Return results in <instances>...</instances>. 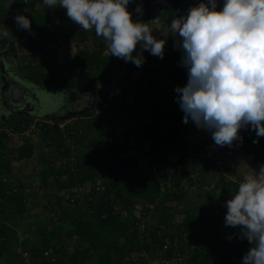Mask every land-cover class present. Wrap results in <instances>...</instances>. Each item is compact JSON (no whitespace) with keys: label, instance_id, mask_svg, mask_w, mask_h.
Here are the masks:
<instances>
[{"label":"trees","instance_id":"16d2710c","mask_svg":"<svg viewBox=\"0 0 264 264\" xmlns=\"http://www.w3.org/2000/svg\"><path fill=\"white\" fill-rule=\"evenodd\" d=\"M10 2L12 0H0V33L8 32L7 37L0 34L3 37L0 43L1 46L12 44L20 37L12 27L1 23L11 21L9 15L13 12L26 13L31 20V33L24 30L29 44L23 42L31 50L24 65L36 83L77 85L80 72L89 71L91 87L97 90L101 83L111 88L101 89L102 102L96 105L102 108V103H106L103 116L97 115L94 108L84 114L76 113V118L56 117L51 121L36 118L37 114L4 118L0 113V264H35L41 257L50 260L54 254H66L65 241L74 236L81 245L70 258L75 264H88L90 258L94 259V264H150L149 259L139 256L142 250L149 251L151 256V251H155L159 257L170 258L169 264H232L233 253L239 255L249 247V243L235 238L239 228L221 238L217 233L206 232L204 228H221V225L209 223L204 215L199 226L202 230L197 231L194 227L196 211L177 223V209L170 204L184 197L182 181L192 186H196L197 181L204 183L212 165L210 157H203L202 151L208 153L206 147L194 139V132L182 122L184 113L176 102L175 88L184 87L188 80L187 69L179 63L182 51L170 50L166 43L164 58L154 56L159 59V67L138 68L131 62L124 66L122 59L105 55L106 42L95 35L91 52L82 51L73 60L61 64L58 48L63 44L62 38L66 44L71 43L76 37L84 36L80 33L82 29L68 17L59 25L53 24L52 13L56 7L49 8L43 0H14L12 5ZM138 4H142V16L135 13ZM196 4L197 0H134L132 18L149 22L147 19L153 12L160 10L162 21H171ZM219 4L222 7V0ZM41 5L45 6L43 11ZM25 7H30L31 11H24ZM46 48L48 50L44 51ZM152 56L147 53L148 61ZM139 69L142 72L134 79L133 72ZM114 72L116 75L112 78ZM111 110L116 111V115L106 118ZM118 113H121L119 129L115 126ZM128 121L138 130L135 145L131 142L132 126ZM33 122L41 139L54 148L56 155V159L44 160L40 178L46 187L67 190L95 182L97 178L104 186L94 184L89 193L83 194L82 200L79 196L73 200L72 195H56L54 202L60 207L58 219L52 218L54 226L41 227L51 230L43 233V239L37 242L29 237L21 239L19 235V221L28 212L27 195L21 181L13 183L8 179L13 171V159L21 161L34 155L35 144L25 135ZM240 135L243 142H238L242 149L255 163L264 162V137L258 138L250 128L241 130ZM14 138L19 140L16 145ZM118 138L127 142L119 143ZM256 139H259L258 144L253 143ZM181 140L192 145V153L184 152L176 163H169L167 152L173 151ZM144 141H150L147 148ZM87 149L92 151L86 153ZM133 149L138 154L129 155ZM140 166L144 171L136 172ZM154 167L156 172L152 171ZM223 169L224 175L215 186L222 190L221 199L232 197L238 186L235 173L224 166ZM196 170L199 171L197 181L192 180ZM212 195L213 192L207 193V198ZM137 206L141 210L135 212ZM142 224L146 228L144 232L140 229ZM206 237L208 240L204 241ZM200 238L204 242L200 243ZM60 240L61 243H57ZM165 244L168 249L163 251ZM83 247H88L89 251L84 253ZM185 252L188 253L184 261L174 260L178 253ZM62 263L67 264V261Z\"/></svg>","mask_w":264,"mask_h":264},{"label":"clouds","instance_id":"9594fccd","mask_svg":"<svg viewBox=\"0 0 264 264\" xmlns=\"http://www.w3.org/2000/svg\"><path fill=\"white\" fill-rule=\"evenodd\" d=\"M132 2L43 0L49 8L65 9L83 31H94L111 56L138 68L145 62L144 51L163 59L167 40L173 37L188 76L184 87L175 88L182 122L192 121L210 132L219 147L242 143L240 131L249 128L264 137V0H222V7L219 0H201L163 27L161 15L149 22L134 20L128 10ZM135 13L143 15L142 4ZM14 21L18 29L31 33L27 15L18 12ZM155 31L162 38L153 35ZM235 175L237 191L225 202L224 225L239 228V238L252 245L242 264H264V164L257 170L244 162L236 166Z\"/></svg>","mask_w":264,"mask_h":264},{"label":"rangeland","instance_id":"374dc122","mask_svg":"<svg viewBox=\"0 0 264 264\" xmlns=\"http://www.w3.org/2000/svg\"><path fill=\"white\" fill-rule=\"evenodd\" d=\"M197 2L199 3V2H201V0H197ZM133 5H134V2L130 3L128 6V10L130 12L132 10ZM44 8H45V6H41L40 10L43 11ZM18 12L20 14L25 15V13L24 12L22 13L21 10ZM157 12H159V11H157ZM154 13H156V12H154ZM17 14L18 13L13 14V15L16 16ZM9 16H12V14H10ZM66 16H67L66 10L63 8L57 7V9L53 13L52 17H53V21L55 23H57ZM168 23H170V20L166 19L165 24H168ZM1 24L8 26V27H12L14 29V31L17 32L20 37H23V35H25L24 30L18 29L15 21L4 20ZM16 29L18 31H16ZM155 36H157V35H155ZM157 38H158V36H157ZM64 40L65 39L62 38V43H65ZM173 44H174V38L169 36V38L167 40V47H169L170 50H174ZM0 45H1V43H0ZM93 49H94V43L91 44L90 46L86 45L85 51L88 50L91 52ZM4 50L7 52L11 51V49H9V48L4 49ZM63 50H64V52H61L62 53V56H61V62L62 63L73 60V58H71V55H72V52H75L77 50V47H73V46L69 45V46L64 47ZM25 51L26 52H22L21 47L17 48L16 52L26 53L25 55H20V58H21V59L19 58L20 63H23L22 60H24V61L28 60V57H29L28 51L29 50L26 49ZM2 52L3 51L1 49V53ZM1 53H0V56H2ZM147 53H149V52L148 51L143 52V56L145 58V62L143 63V65L144 66H146V65L152 66L153 65V66L159 67L161 65L159 62V59L152 56V58L148 61ZM105 55H110V53L107 51V49L105 51ZM0 59L2 60L3 58H0ZM122 62H123V65L126 66L127 62H125L123 59H122ZM16 66H17V64H16ZM16 66L11 61L7 63V67L9 70L10 69L16 70V68H17ZM122 69L124 70V68H122ZM141 69H139V70H141ZM12 70H10L11 73H12ZM1 71H2V67L0 66V73H1ZM12 75H16V74L13 72ZM16 76H17V78H19L18 75H16ZM89 76H90L89 71H82L81 74L79 75L78 79H77V82H78L77 85H75V87L72 88V90L73 89H75V90L81 89L82 91L87 90L88 86L86 84H88L90 81ZM114 76L115 75H112L111 77H114ZM0 84H1V82H0ZM25 85H24V87H25ZM102 88H103V90H108L109 88H111V86L110 85H103L100 83L99 89H97V91L92 90L93 92L89 96V97H91L92 101L95 100L96 105H97V102H99V101L102 102V99H101L102 98L101 93H103L101 90ZM75 90H73V94H77V92ZM46 92L49 93L48 91H46ZM69 95H72V93ZM28 96H30V95L28 94ZM69 97H72V96H69ZM73 99L74 98L69 99L70 103L73 102ZM61 102H63V101L61 100ZM44 105L46 107H49V105H47V104H44ZM96 105L94 106V110H95L96 114L99 115L103 112L104 107L106 106V103H104V102L102 103V106H101L102 109L100 107L97 108ZM56 107L57 106L54 105V108H56ZM1 108L3 109L2 105L0 104V112H1ZM56 110H57V108H56ZM48 112H56V111L54 109V110H49ZM2 114H4V113H2ZM56 117H58V116L56 115ZM36 118H37V115H36ZM43 118H46V119L51 121V120H53L54 116L49 115V117H41L40 119H43ZM84 118H85V116H84ZM187 126L189 128H191V130L194 132V134H193L195 136L194 139L198 140L201 144H203L209 153L211 151L213 153H218L220 155H222V153H223V155H225L224 150L227 146H225V147L216 146L214 144V141L211 139V134L209 133V135H208V131H205L203 129H198L195 126V124L191 121H189ZM35 128L37 129V125L33 126L32 130L28 131L25 134L35 144L34 155L31 158L24 159L21 161L13 159L12 160L13 171L8 176V179L10 178V180L13 183H17V182L21 181L23 183V190H24L25 194L27 195L26 197H27V203H28V212L25 213V217L23 216V219L20 220L19 224H18V232L21 229L22 233L24 232V228H41L42 226L49 227V225H51V224H53V226H54L55 221L52 222V218H54V217L57 218L60 214V211H59L60 207L57 206V203L54 202L55 197H56V195H59V192L55 193L53 190V193H52V191L49 190L51 188L46 187L40 178L41 172H43V170H44V163H45L44 160L45 159H56V155H54V148H51V147L46 145L45 141H43L41 139V137L39 136V133H38L39 130L38 129L36 130ZM136 139L137 138L135 137L134 140L132 141L133 142L132 145H135ZM14 141H15L14 145L19 143V140L16 138H14ZM120 142L125 143V142H127V140H123V138H120L119 143ZM149 142H147V141L143 142V145L145 146V148H147L149 146ZM89 151H92V150L87 149L86 153H88ZM136 153L138 154L137 150L133 149V151L129 152V155H133ZM243 154H246V153H243ZM218 161H220V160H218ZM143 163H146L145 160L143 161ZM228 163L230 164V161ZM248 164L251 165L252 168L258 170L259 166L261 164H264V162H259L256 164L252 163V162H248ZM216 168L217 169L221 168V164L216 162L215 169ZM142 169L143 168H141V166H140V169H137L136 172H140V171H142ZM143 171H144V169H143ZM152 171L156 172L157 169L154 167ZM216 174L218 175V173H216ZM205 175H206V177L207 176L209 177L210 174H209V172H208V174L206 172ZM192 178H194L192 180L197 181V178H199V171L198 170L193 172ZM218 179L220 180L219 175H218ZM182 182H183L182 187L185 190L184 197L182 199H179L178 201H171L170 202V204H173V205H171L172 208L177 209L176 213H175L176 214L175 221L177 223L181 222L186 218L188 213L193 214V211H196V212H194L197 214V217L194 220V227L196 228L197 231L202 230L201 228H199V226L202 224V222H201L202 216L205 215L207 218V221L209 223H212L218 227L221 225V228H204V229H206V232H208V233L211 232L214 234L217 233V236L219 235V236H221V238H225L234 229L231 227H225V225H224V217H225V214L227 211V209L224 205H225V202L228 199H230L231 197L221 199L219 197V194L222 190L220 187H219V189H216V187H214L215 184H214V182H212V180H210L209 186L206 187V185H205V187L204 188L202 187V189L198 187L200 185V183H198V182H200V181H197L196 186L190 185L187 181H182ZM94 184L95 185L100 184L99 186H101V188L103 186L101 179L97 178L95 180V182H89L88 184H84L81 187H73L72 189H68V191H66V193H64L63 196L67 197L68 195L69 196L72 195L73 197H71V198L73 200L76 199V196H79V198H81V200H82L84 198L83 194L89 193L92 190ZM164 186L165 185H163V187ZM52 188H54V187H52ZM73 192H75V193H73ZM207 192H213L212 197H210L209 199L207 198ZM76 193L79 195H77ZM139 210H141V208H139L137 206L135 208V212H137ZM152 214H151V217L154 220L155 209L152 211ZM26 224H28V225H26ZM239 233H240V231H239ZM207 237H208V235H207ZM207 237L204 239V241L208 240ZM238 237H239V234H237L235 236V238H237V239H238ZM201 239L202 238H200L199 242L200 243L204 242ZM243 241L248 243V241L246 239ZM187 246H188V244H187ZM244 252L245 251H243V253ZM151 253L154 254L155 251H151ZM149 255H150L149 251H143L142 250L141 252H139L140 257H142V256L150 257ZM239 258H241V256ZM66 259H68V256Z\"/></svg>","mask_w":264,"mask_h":264},{"label":"crops","instance_id":"0c3cea01","mask_svg":"<svg viewBox=\"0 0 264 264\" xmlns=\"http://www.w3.org/2000/svg\"><path fill=\"white\" fill-rule=\"evenodd\" d=\"M10 4L11 5L14 4V0H12V2H10ZM41 6H44V5H41ZM41 6H40V8H41ZM56 9H57V7H56ZM154 12H156V11H154ZM154 12H153V14H154ZM16 13H18V12H13V14H16ZM53 13H52V16H53ZM13 14H12V21H14V17H15ZM65 20H67V16L64 17L63 19H61L59 22L55 23L53 21V17H52L53 24H58L59 25L60 23H63ZM166 25L167 24H165V22H163L162 27L163 26H166ZM16 31H18V30L16 29ZM24 33H25V31H24ZM80 33L81 34H84V36H81V37L79 36L78 38L76 37V40L73 41V42H71V43H67V44L66 43H63L62 45H60V47L58 48V59H59V63H61V64H65L66 63V62H64V63L61 62V56H62V53L61 52H64V50H63L64 47L69 46V45H71L73 47H77V50L76 51L74 50L75 52H72V55H71V58H74L76 54L81 53L82 51H85L86 50V45L90 46L91 44H93V41H94V38H95L94 31L93 32H86L85 33V31L81 30ZM16 34H18V33L16 32ZM153 35H157L158 38H161V34H160L159 31H155L153 33ZM1 36H0V38L3 39V37H1ZM59 37H60V35H59ZM23 38H27V34L26 33H25V35H23V37H18L16 39L17 41L15 43L10 44L8 42L4 46H1L0 45V53H1V49L3 51L1 53L2 56H0V58H3L2 60L0 59V66L1 67L2 66H6L7 71H9L10 74H12L14 72L16 75H18L19 78H20V81L22 80L23 83H24V85L26 84L25 85V87H26V86H28L27 82H29V84L31 82L33 84H36V82H35L34 78H31L29 76V72L25 68V65L24 64L27 63L28 60H25V61L22 60L23 63H20V61H19L20 55H25L26 53L16 52L17 51V48H19V47H21L22 52H26L25 51L26 49H28L29 51L31 50V48L29 46H27L22 41ZM39 38H41V37H39ZM59 39L61 40V38H59ZM8 48L11 49L10 52H7V51L4 50V49H8ZM47 50H48V48L44 49V51H47ZM29 51H28V53H29ZM41 54L42 53H40L39 56ZM7 61L8 62L11 61L15 66L17 64L16 70L10 69V70H12V73H11V71L7 67V63H8ZM80 74H81V72H80ZM71 91L67 94L68 97H69V94H71V93L73 94V91L72 92ZM30 114L31 115H35V112H33V114L32 113H30ZM49 115L50 114L48 112H45V114H44V111H42L41 114H39L38 116L39 117H49ZM209 133L210 132H208V135H209ZM182 147H185V149H183ZM191 149H193V147H192L191 144H188V141L181 140V141H179V144H176L175 145V148H173V152L175 151V153L180 154L179 156L181 158V154L184 153V152H186V155L189 154V153H192V150ZM224 152H225V155H223V153H222V155H220L218 153H213L211 151H210V153L208 152V155H209V157L211 158V161H212V165H211V169H210V172L211 173L209 172V174H210L209 177L208 176L206 177V180H205L204 183H200V185L198 184L199 185L198 187H200L202 189V187L204 188L205 185H206V187L209 186L210 185L209 184L210 180H212V182H214L215 186L219 182L218 175L216 174L217 168L215 169V167H216V161L215 160H220V164L221 163L223 164V165H221L222 168L224 166L228 171H231V172H233L235 174H236V166L237 165H240V164H242L244 162H247V164H248V162L255 163L254 160H253V158L249 154H247L244 149H242V147L239 145V142L238 141L235 142V144H234L233 147H231V148L226 147L225 150H224ZM243 153H246V154H243ZM180 158H179V160H180ZM229 161H230V164L228 163ZM49 190H51L52 193H53V190H54L55 193L59 192V195L60 194L64 195V193H66V191H68V189L67 190H57L55 188H51ZM73 193H75V192H73ZM207 193H210V192H207ZM77 195H79V194H77ZM76 197H78V196H76ZM26 225H28V224H26ZM50 230H51V228H24V232L23 233L21 232V229L19 230V235H20L21 239L28 238L29 237V238L32 239L33 242H37V241H40V240L43 239V236H42L43 233H47ZM64 238H65V236L63 234V239ZM57 243H61V240L58 241ZM80 246L81 245H80L79 240L77 239V237L74 236V238H72V240L65 241L64 249H66V254H59V255L58 254H54L50 258V260H47V259L41 257V258H38V261L36 260L37 263L35 262V264H64V263H62V261H67V264H75L74 263L75 260L73 261L70 258H73V254L77 251V248L80 247ZM251 246L252 245L249 244V247H246L245 253L248 251V249ZM82 250H83L84 253H87L89 251V248L88 247H83ZM47 254L48 253H46L45 256H47ZM66 255L68 256V259H66L67 258ZM233 255L235 257L233 256V258L230 260V262H232V264H242V257L244 255L243 252L239 253V255H235L233 253ZM240 256H241V258H239ZM145 260H146V258H145ZM94 263H95L94 262V259H91L90 258L89 261H88V264H94ZM25 264H27V262Z\"/></svg>","mask_w":264,"mask_h":264},{"label":"flooded vegetation","instance_id":"af4514ba","mask_svg":"<svg viewBox=\"0 0 264 264\" xmlns=\"http://www.w3.org/2000/svg\"><path fill=\"white\" fill-rule=\"evenodd\" d=\"M25 8H29V7H25ZM1 75H2V71L0 73V82H2ZM12 76L17 77L16 75L11 74V77ZM18 79L19 78L13 79L12 87L16 89L19 88V90L22 91V93H20L19 91H14V89L10 93V96L5 100V104L7 108L3 107V109H1V112H0L1 116L3 115L4 118L6 117L16 118L18 116H26V115L30 116L31 115L30 113L33 114V112L39 115L41 114L42 111H44V114H45V112L55 109L56 112H48L50 113L51 116H54L53 119H55L57 115L58 117L62 119L67 118L68 120L70 118L71 119L76 118L77 117V115H75L76 113L84 114L90 109H93L94 106L96 105L95 100L92 101L91 97L89 96L94 90L95 91L97 90L91 87L89 83L86 84L88 86L87 90L82 91L81 89L79 90L73 89L77 92V94H72V95H69L72 97H68L67 94L72 90V88L75 87V85H64V84L59 85L56 82H54L52 86L51 85L47 86L48 84L46 86H43L42 84H37V83L33 84L32 82L29 84V82H27L29 87L28 86L24 87V83L19 81ZM14 80L16 82H14ZM47 87L49 88L47 89ZM46 91H48L49 93H47ZM28 94L30 96H28ZM13 96L16 98V101L12 100ZM70 98H74L73 102L71 103L69 101ZM30 100L34 104L33 110H29L28 107H26L23 104L26 102L29 103ZM61 100L64 102H61ZM15 104H17V106H15ZM44 104L49 105V107H46ZM54 105L57 106L56 107L57 110L56 108H54ZM18 110H20V113ZM38 115L37 117H39ZM215 161L217 162L218 160H215Z\"/></svg>","mask_w":264,"mask_h":264},{"label":"built area","instance_id":"2783aa9c","mask_svg":"<svg viewBox=\"0 0 264 264\" xmlns=\"http://www.w3.org/2000/svg\"><path fill=\"white\" fill-rule=\"evenodd\" d=\"M135 19V18H134ZM25 41H26V43H28L29 44V40H26L25 39ZM106 51V50H105ZM104 51V52H105ZM117 72V71H116ZM116 72H114L112 75H116ZM141 70H135L134 72H133V78L135 79V78H138L139 77V74H141ZM111 75V76H112ZM115 77V76H114ZM114 77H112V78H114ZM102 109V108H101ZM106 111H105V107H104V110H103V112L101 113V114H99V115H102L103 116V114L105 113ZM114 115H116V111H114V110H111V111H109V112H107V116H105L106 118H109V117H112V116H114ZM119 117H121V113L119 114L118 113V115H117V119H116V121H115V126L119 129L120 128V126H121V122L119 121ZM128 123H129V125H131L132 126V129H131V142L134 140V138L136 137V133L138 132V130H134L133 129V127H134V123L132 122V121H128ZM36 125V122H33L32 124H31V126L27 129V131H26V133L28 132V131H31L32 130V127L33 126H35ZM11 132V131H10ZM25 133V134H26ZM137 138V137H136ZM133 143V142H132ZM202 154H203V156L205 157L206 156V152H203L202 151ZM219 164H220V162L219 161H217ZM224 169L222 168V166H221V168H218L217 169V173H218V175H219V177H223V175H224ZM141 231L142 232H144L145 231V226L142 224L141 225ZM188 246H189V244H188ZM187 246V244H186V247H188ZM168 249V245L167 244H165L164 246H163V248L161 249V250H163V251H166ZM186 252H185V254H180V253H178V255L175 257V259L174 260H176V261H184L185 260V258H186ZM150 257H146L147 259H149L150 260V264H169L170 262H171V259L170 258H168V257H163V256H161V257H159V255L155 252L154 254H152V256L151 255H149Z\"/></svg>","mask_w":264,"mask_h":264},{"label":"water","instance_id":"95a60500","mask_svg":"<svg viewBox=\"0 0 264 264\" xmlns=\"http://www.w3.org/2000/svg\"><path fill=\"white\" fill-rule=\"evenodd\" d=\"M24 10L25 11L27 10L26 12L29 13L31 11V8L30 7L25 8ZM160 15H161L160 11L156 12L149 18L148 21H151ZM14 78H17V77H14V76L11 77V74L7 71L6 66H2V75H1L2 83L0 85V104L2 105V107H6L5 100L10 96V93L13 91V89H14V91H19L20 93H22V91H20L19 88L16 89V88L12 87V81ZM19 81H20V79H19ZM14 82H16V81L14 80ZM13 86H14V84H13ZM12 100L16 101V98L13 96ZM26 103H23V104L26 107H28L29 110L34 109L33 108V106H34L33 102L30 101L29 103H27V104ZM15 106H17V104H15ZM18 111L20 113V110H18ZM167 156H168V162L169 163H176L180 158V156L177 153H174L173 151L167 152Z\"/></svg>","mask_w":264,"mask_h":264}]
</instances>
